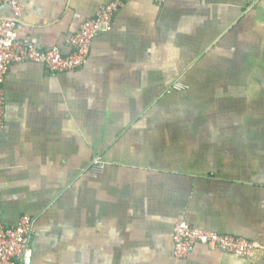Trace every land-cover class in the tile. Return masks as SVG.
Returning a JSON list of instances; mask_svg holds the SVG:
<instances>
[{
  "label": "crops",
  "instance_id": "obj_1",
  "mask_svg": "<svg viewBox=\"0 0 264 264\" xmlns=\"http://www.w3.org/2000/svg\"><path fill=\"white\" fill-rule=\"evenodd\" d=\"M110 1L21 0L18 35L69 53ZM113 22L81 67L6 74L3 223L34 218L32 264H264V0H127ZM180 221L254 251L177 257Z\"/></svg>",
  "mask_w": 264,
  "mask_h": 264
},
{
  "label": "built area",
  "instance_id": "obj_2",
  "mask_svg": "<svg viewBox=\"0 0 264 264\" xmlns=\"http://www.w3.org/2000/svg\"><path fill=\"white\" fill-rule=\"evenodd\" d=\"M127 0H112L102 5L95 17L86 20L80 30L70 39L71 51L64 53L57 46L40 48L33 45L28 38L18 35L17 26L23 13L21 0H0L2 5H10L12 17L0 19V134L5 125V77L15 63L35 62L45 65L52 72L73 70L84 65L91 52L93 41L102 32L113 29L114 16ZM176 89H183L181 83ZM103 159L98 157L92 163L95 170H102ZM0 191V264H32L33 249L31 239L34 218L24 215L15 226L7 227L2 220ZM175 254L187 256L197 243L215 246L233 252L242 257H249L254 251V244L244 237L220 234L198 229L185 221H180L174 229Z\"/></svg>",
  "mask_w": 264,
  "mask_h": 264
}]
</instances>
